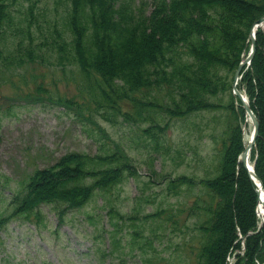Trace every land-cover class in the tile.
<instances>
[{"label": "trees", "instance_id": "trees-1", "mask_svg": "<svg viewBox=\"0 0 264 264\" xmlns=\"http://www.w3.org/2000/svg\"><path fill=\"white\" fill-rule=\"evenodd\" d=\"M18 1L0 0V67L52 57L55 65H76L86 76L90 99L97 106L110 104L115 108L118 99H126L136 106L139 116L154 102H144L137 94L153 87L172 90L168 93L169 103L155 104L169 117H184L202 109H232V75L242 54L249 50L252 24L264 14V0H52L64 9L65 28L53 19L46 33V27L43 30L36 19L41 15L36 11L41 0H29L20 17L13 7ZM33 24L42 39H35ZM237 86L245 92L258 118L250 160L264 189V31L259 28L250 65L243 68ZM226 89L230 91L229 103L210 99ZM55 103L74 107L76 115L79 113L75 109L82 112L73 100ZM11 108L0 107V116ZM239 111L243 120L241 105ZM85 118L87 123L93 122ZM125 118L131 117L125 113ZM153 127L163 130L156 123L144 131L155 136L151 133ZM155 141L157 148L158 139ZM222 150L217 173L199 180L208 199L201 205L195 202L196 208L207 215L199 226L203 240L195 264H227L230 255L233 264H264V224L258 226L256 185L237 161L243 150L240 125L231 128ZM137 175L132 158L120 150L94 155L66 153L22 180L10 195L9 211H0V231L11 219L41 224L44 204L50 205L62 222L69 209L83 207L95 194L108 200L107 193L126 177ZM192 182L185 175L168 180L172 191L179 184ZM106 207L110 220L131 217L110 203ZM117 222L113 225L118 226Z\"/></svg>", "mask_w": 264, "mask_h": 264}, {"label": "rangeland", "instance_id": "rangeland-1", "mask_svg": "<svg viewBox=\"0 0 264 264\" xmlns=\"http://www.w3.org/2000/svg\"><path fill=\"white\" fill-rule=\"evenodd\" d=\"M51 1L41 0L36 9L41 12L36 19L46 33L53 19L65 28L64 9ZM28 3L19 0L13 6L16 16L22 15ZM32 30L39 40L36 24ZM53 62V57L37 58L20 66L0 67V107H12L0 116V211H9L11 193L30 173L69 152L94 155L120 150L132 158L138 175L126 177L106 194L108 200L95 194L83 207L69 209L62 222L45 204L41 224L11 219L0 231V264H195L203 240L199 226L207 218L195 202L201 205L208 199L199 180L217 173L232 127L240 125L243 134L252 130L251 120L246 124L248 115L241 119L240 99L231 89L232 109H202L169 117L155 104L169 103L172 90L143 88L137 95L154 103L141 108L139 116L136 106L126 99H118L115 108L97 106L78 67ZM32 97L44 100L33 102ZM210 99L229 103L230 91ZM56 100H73L82 112L75 109L76 115L74 107L68 109ZM125 113L131 118H125ZM83 114L93 122L87 123ZM156 123L163 130L153 127L155 138L144 129ZM245 144L244 139L243 148ZM180 175L194 182L179 184L172 191L168 180ZM107 203L131 217L110 220ZM155 212V216L143 217ZM116 222L118 226L113 225Z\"/></svg>", "mask_w": 264, "mask_h": 264}, {"label": "water", "instance_id": "water-1", "mask_svg": "<svg viewBox=\"0 0 264 264\" xmlns=\"http://www.w3.org/2000/svg\"><path fill=\"white\" fill-rule=\"evenodd\" d=\"M257 27L264 29V14L257 19L251 26L249 30V43H250V50L247 54V56L242 57L241 61L239 62L237 68L235 69L232 77V92L235 94L236 97H238L241 101V105L244 109V112L246 115L250 117L251 123H252V134H251V139L249 142H247L244 145L243 150L241 151L240 155L238 156V162H241L244 168L247 170L249 177L256 183L257 185V195H258V202L259 204L264 207V189L262 186V182L259 179V177L256 175L253 165L248 163L249 159V151L252 149V147L255 144L256 137L258 135V129H259V122L256 114L253 112L251 106L248 103V100L246 96L242 94V92L237 88V80L240 77L242 73V69L244 65L250 64V61L253 57L254 50H255V33L257 30ZM243 133V129H242ZM262 222L260 225H262Z\"/></svg>", "mask_w": 264, "mask_h": 264}, {"label": "bare ground", "instance_id": "bare-ground-1", "mask_svg": "<svg viewBox=\"0 0 264 264\" xmlns=\"http://www.w3.org/2000/svg\"><path fill=\"white\" fill-rule=\"evenodd\" d=\"M242 94L244 95V93L242 92ZM245 96V95H244ZM250 122V117H246V124ZM245 134V133H244ZM251 134H252V130H250L249 133H246L245 136H244V139H245V142H249L250 139H251ZM249 155H250V151H249ZM248 163L250 164L251 162H249V159H248ZM258 212L261 213V210L258 209ZM227 264H233V262H227Z\"/></svg>", "mask_w": 264, "mask_h": 264}]
</instances>
